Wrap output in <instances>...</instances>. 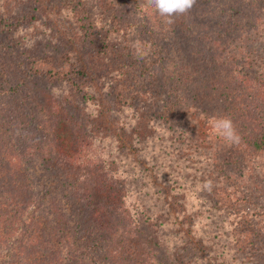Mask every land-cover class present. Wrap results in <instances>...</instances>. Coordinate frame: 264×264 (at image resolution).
Returning <instances> with one entry per match:
<instances>
[{
    "label": "trees",
    "instance_id": "1",
    "mask_svg": "<svg viewBox=\"0 0 264 264\" xmlns=\"http://www.w3.org/2000/svg\"><path fill=\"white\" fill-rule=\"evenodd\" d=\"M21 1L7 7V0H0V37L11 35L17 43H21L19 29L39 18V0L31 5ZM55 4L70 18L74 33L63 40L59 50L37 52L30 45L29 58L17 66L19 74L4 68L19 45L7 44L3 54L0 47V97L7 93L19 96L20 103L12 113L20 117V129H30L32 139L28 142L47 161L51 175H63L56 186H61L63 200L49 202L48 208L38 207L47 190L43 193L35 187L26 167L21 169L17 157L0 144V182L4 189V196L0 192V264H163L160 257L173 255L180 245L170 247L175 239L161 241L162 228L154 226L180 224L174 203L180 198L174 190L181 187L190 194L205 196L210 215L219 211L226 217L227 226L212 225L208 231L215 228L214 235L219 230L225 238L222 243L227 264H264V0H197L189 13L175 17L173 25L179 24L183 33L197 38L196 50L206 60L191 65L181 62L174 71L166 70V81L160 83L153 67L158 53L161 61V53L153 50L150 59L135 50L129 43L131 23L121 20L116 11L107 10L104 4L96 17V12L89 13L86 0H55ZM108 4L112 9L116 5L112 1ZM85 54L100 59L96 77L87 71ZM59 82L74 92L78 105H99L106 98L119 132L127 134L137 152L147 150L151 163L158 155L160 159L159 139L165 149L171 146L170 141L180 142L179 153L174 147L169 151L170 160L163 162L165 176L157 175V160L150 173H138L126 181L117 177L110 159L81 165L82 143L65 148L60 139L74 112L60 100L48 99L45 93L47 83ZM156 93L158 107L153 101ZM0 108L4 112L5 107ZM223 116L232 119L239 142L226 143L216 134L213 121ZM45 117L51 118L49 130ZM71 119L73 138H77V130L84 131L89 137L86 145L91 144L96 129L88 125L89 130L84 121H76V116ZM3 123L10 124L4 119ZM92 153L93 159L99 158L96 150ZM184 157L193 166L210 164V191L195 181L186 182L184 174L174 173L173 162ZM119 158L124 165L138 166L132 163L135 159L129 148ZM141 160H147L143 153ZM78 167L83 171L77 173ZM216 171L220 177L214 176ZM140 175L143 187L137 180L133 182V177ZM239 178L249 180L251 188L234 195L228 190V182L241 185ZM219 192L226 199H219ZM157 201L164 205L160 221L156 218L159 211H151ZM76 203L86 210L84 223L82 216L75 214ZM138 203L150 209L138 207ZM33 204L39 211L24 230H15L19 217ZM143 232L147 239L140 241ZM178 237L182 239L184 234ZM228 240L238 246L227 247ZM194 254L201 258L197 250Z\"/></svg>",
    "mask_w": 264,
    "mask_h": 264
},
{
    "label": "rangeland",
    "instance_id": "2",
    "mask_svg": "<svg viewBox=\"0 0 264 264\" xmlns=\"http://www.w3.org/2000/svg\"><path fill=\"white\" fill-rule=\"evenodd\" d=\"M21 0H7L6 6L7 7H14ZM35 1L38 0H23L21 2L29 3L30 5L32 2L35 4ZM40 7L37 6V14L38 19L19 29L17 35L20 36L21 43H17L16 40L13 39L11 35L5 34L2 35L0 38L1 42V51L2 54L6 49L7 44L12 45H19L12 55H9L8 61L6 66L4 67L5 70L9 73L19 74L21 69L17 67L21 60L29 58L30 56V45H32L34 51H47V49L51 50H59L63 40L73 34V29L71 28L72 24L69 22L70 18H66V15L61 12L60 9L57 8L55 4V0H39ZM87 5L90 6L89 13H95L96 17L100 15L99 11L101 7L106 4V9L114 10L118 13V16L121 20L129 21V31L130 33V40L129 43L131 46L139 51L143 52L147 57L150 59L153 58V53L155 51H159L161 53V61H159V53L156 56L158 58L155 66L153 67L154 73L156 74L159 83L162 81H166V70L174 71L175 66L179 65V63H191L205 61L206 59L203 57L201 51L196 50V37L190 36V33H183L181 28L178 26H174L173 24L169 25L164 22V18H162L158 12L147 3V0H86ZM115 2V7H110L108 2ZM16 3V4H15ZM15 4V5H14ZM29 5V7H31ZM100 5V6H99ZM105 9L104 15H109V12ZM98 13V14H97ZM72 30V31H71ZM161 36V39H160ZM80 37V36H79ZM78 37V38H79ZM77 39V37H73ZM26 44V45H24ZM155 50V51H153ZM0 51V65L3 64L2 54ZM86 61L89 63V69H87L88 73L95 77L98 75L100 71V59L97 57H89L87 58V54L84 55ZM203 57V58H202ZM9 65L13 67L9 68ZM3 66H0V72L2 71ZM90 79V76H88ZM170 79V77H169ZM94 80V77H92ZM166 83V82H165ZM39 84V83H37ZM46 89L48 93V99L55 98L60 100L63 104H66L67 108L74 112L73 114L68 113L69 121L67 128L65 129L66 132L63 133L60 137L62 147L67 148H74L77 147L80 143L83 147L82 150L79 151V156L81 159L78 160L81 162V165L86 162L98 161V159H104L108 161L110 159L109 164L112 165L113 168L116 167L117 177L121 179V181H126V178L130 176H134L138 173H150L155 166L156 160L158 161V172L157 175L165 176V169L164 163L166 159L170 160V153L169 151L172 150L174 147L176 152L180 151V142L170 141L172 142L171 146L168 149H165L164 146L161 145V139H159L160 143V151L161 156L154 162H150V159L145 151V149H134V145L131 146L130 138H128L127 134H123V132H119L118 126H116L115 118L110 114L109 111V104L106 98L101 99L99 105L96 102L93 104H77L74 101L75 95L70 89L66 88L63 83H47ZM22 95H20L21 97ZM47 99H45L46 103ZM155 106L158 107L159 105V94L156 93L154 97ZM20 103V98L17 94H6L3 98L0 97V105L5 107L4 112H1L0 108V144L4 145L7 151L10 150V153H13L14 158L17 157L18 159V166L21 169L26 167V172L29 174V180L35 187L40 189L42 192L43 190H47V196L38 207L41 208H48L50 206L49 202L55 201L57 203L62 202L63 200V192H61L62 188L57 189L56 186L60 185L58 181L62 180V174L54 177L51 175L53 172L47 164V161L42 157L40 152L34 147L33 144L28 142L31 138L30 129L24 131L20 129V117H17L16 114H13V107ZM48 107V106H47ZM27 113V110H25ZM50 111V110H49ZM74 116L77 117L76 121H84L85 125L89 130H91V126L96 129L94 132L95 134L92 135L93 137L90 138L89 141L91 144L86 145V141H88V134L84 131H76L77 138H73L72 130H73V122L71 118ZM3 119L6 120L7 123H10L9 126H5L3 123ZM43 120L47 122L45 124L46 129L49 130L51 118L47 120L45 117ZM91 125V126H88ZM64 131V130H63ZM49 133L48 141H51L52 134ZM44 138V137H42ZM41 138V139H42ZM83 139V141H81ZM44 142L45 139H42ZM47 141V142H48ZM169 142V143H170ZM16 144V148L14 145ZM31 146L34 149L28 147ZM56 145V144H53ZM27 146L26 150L25 149ZM129 148L130 152H132L133 158L135 161L132 163L137 164L138 166H134L132 164L124 165L123 162H120V156H122L126 150ZM93 150H96V159L92 153ZM24 151V152H23ZM99 155H98V154ZM141 153L145 154L147 160H141ZM179 153V152H178ZM140 156V158H139ZM183 157V156H182ZM115 158V159H114ZM114 160H117L113 162ZM208 162L203 163L201 166H193L188 161V157L180 158L173 162L174 164V173L178 175H183L186 178V182L195 181L197 185L204 187L205 183L208 181L209 172H211L212 167ZM107 164L106 167L110 165ZM49 167H47V166ZM164 167V168H163ZM161 170V172H159ZM83 171V169L78 167L77 173ZM25 172V171H24ZM219 172L216 171L214 176L220 177L221 175L218 174ZM222 174V173H221ZM122 175V176H120ZM125 176V177H124ZM137 176L133 177V182L141 185L143 187V182L141 181L142 175L139 178ZM194 177V178H193ZM222 177H224L222 175ZM237 178V176H236ZM211 179V178H209ZM239 185L236 183L232 186V181H229V191L234 194H240V191H246L251 188V182L246 179L239 178ZM0 182V192L1 195L4 196V189ZM40 184V185H39ZM38 185V186H37ZM44 185V186H43ZM43 186V187H42ZM191 184L189 185L188 189L190 190ZM205 188V187H204ZM44 193V192H43ZM174 193L180 198V200H176L174 203L176 204L178 211H179V225H174V227H162V226H154L156 229H161L160 232V240H174L173 244L170 247L178 246V250L173 252V255L169 256L167 253L164 256L160 257V261L163 264H227L225 258V254L223 250H225V244L223 245V240L225 239L219 232H216L214 235V229L218 228V225H226L227 226V219L223 213L219 211H214L209 213V203H207V198L202 195H196V193L190 194V191H186L184 187H181L179 190H174ZM130 195L133 196L131 193ZM219 199L224 200L226 199V195L222 192H219ZM217 197V196H216ZM54 198V200H51ZM218 198V197H217ZM154 202V201H153ZM158 202V201H157ZM172 202V205H174ZM73 204V203H72ZM137 204V203H136ZM206 207H205V206ZM74 206V205H73ZM144 205H140L138 203V207ZM38 207L33 205H29L24 213L22 214L23 217H19V221L15 230L22 231L24 230V226H26L30 220L31 216L35 215L39 209ZM150 209V206H144ZM201 207V208H199ZM75 214H79L82 216L81 221L84 223L86 221V210L83 209L80 204L76 203L74 206ZM164 210L163 202L161 206H159V202L153 205L151 211H156L159 215L156 214L157 221L163 220L162 212ZM182 218V219H181ZM213 223H211L210 221ZM178 222V223H179ZM194 222V223H193ZM183 223V224H182ZM193 223V224H192ZM212 225H215L213 231H208ZM225 226V227H226ZM224 227V228H225ZM223 228V229H224ZM156 231V230H155ZM177 231V235L171 237L170 235L174 234ZM208 231V233H206ZM159 232V231H158ZM142 234V235H141ZM138 239L140 241H145L147 239L146 233H141ZM184 234V238H179L178 235ZM181 243V244H179ZM227 247H232V245L238 246L235 242L227 241ZM188 247V248H187ZM196 250L199 252V257H195L194 252ZM198 259V260H197Z\"/></svg>",
    "mask_w": 264,
    "mask_h": 264
},
{
    "label": "clouds",
    "instance_id": "3",
    "mask_svg": "<svg viewBox=\"0 0 264 264\" xmlns=\"http://www.w3.org/2000/svg\"><path fill=\"white\" fill-rule=\"evenodd\" d=\"M147 3L164 18L165 23L171 25L175 22V17L189 13L197 0H147ZM213 128L216 134L222 137L226 143L239 142V133L230 117H217L213 121ZM212 185L213 181L208 180L204 187L210 191Z\"/></svg>",
    "mask_w": 264,
    "mask_h": 264
}]
</instances>
